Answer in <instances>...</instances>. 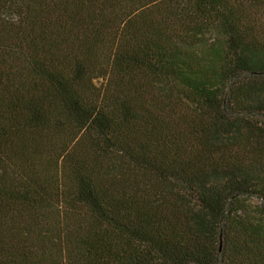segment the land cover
Returning <instances> with one entry per match:
<instances>
[{"label":"trees","instance_id":"obj_1","mask_svg":"<svg viewBox=\"0 0 264 264\" xmlns=\"http://www.w3.org/2000/svg\"><path fill=\"white\" fill-rule=\"evenodd\" d=\"M0 264H264V0H0Z\"/></svg>","mask_w":264,"mask_h":264}]
</instances>
